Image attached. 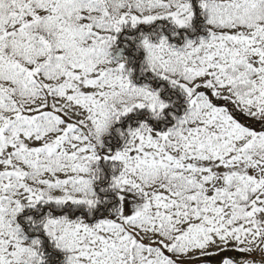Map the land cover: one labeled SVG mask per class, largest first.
<instances>
[{"label": "snow or ice", "instance_id": "6c2138e0", "mask_svg": "<svg viewBox=\"0 0 264 264\" xmlns=\"http://www.w3.org/2000/svg\"><path fill=\"white\" fill-rule=\"evenodd\" d=\"M0 264H264V0H0Z\"/></svg>", "mask_w": 264, "mask_h": 264}]
</instances>
